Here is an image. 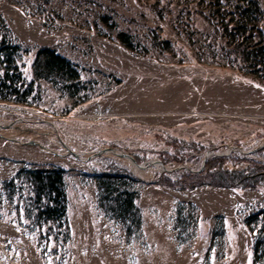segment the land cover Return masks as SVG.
<instances>
[{
	"label": "rangeland",
	"instance_id": "1",
	"mask_svg": "<svg viewBox=\"0 0 264 264\" xmlns=\"http://www.w3.org/2000/svg\"><path fill=\"white\" fill-rule=\"evenodd\" d=\"M260 15L264 0H0V264H264ZM41 49L76 73L36 77Z\"/></svg>",
	"mask_w": 264,
	"mask_h": 264
},
{
	"label": "trees",
	"instance_id": "2",
	"mask_svg": "<svg viewBox=\"0 0 264 264\" xmlns=\"http://www.w3.org/2000/svg\"><path fill=\"white\" fill-rule=\"evenodd\" d=\"M256 6V5H255ZM258 10V7L256 6V11ZM247 18V17H246ZM253 29H256L258 32L260 31L261 34H264V16L260 15V17L257 19L256 24L254 23L252 25ZM15 50L18 49V46L14 47ZM2 49H0V58L3 56V53H1ZM264 61V60H263ZM61 69L64 70L66 72H70V73H76V71L74 70L73 66L64 58L60 57L59 55H57L54 51L49 50V49H41L36 53V58H35V62H34V73L36 77H40V76H44L47 77V75L45 74L46 71L51 70V69ZM3 80L0 81V85L2 84ZM1 98V97H0ZM209 162H206V170L209 168L208 166ZM230 174H227L226 177H229ZM199 177H201V174L199 173H189V174H185L183 180L185 182H189V183H195ZM250 177H244L242 179V177L237 178V182H239V184H244L242 185V187H250L252 185H248L247 182H244V180H250ZM242 182V183H241ZM244 182V183H243ZM221 186H227L225 185V183H220ZM49 186H52V183L49 182ZM228 186L233 187L234 185L232 184H228ZM61 195V197L63 196L64 199V194L61 190H59L58 188L54 187V190H52V192L55 195H58L59 193ZM254 251L257 250L256 246H257V242L254 241Z\"/></svg>",
	"mask_w": 264,
	"mask_h": 264
},
{
	"label": "water",
	"instance_id": "3",
	"mask_svg": "<svg viewBox=\"0 0 264 264\" xmlns=\"http://www.w3.org/2000/svg\"><path fill=\"white\" fill-rule=\"evenodd\" d=\"M104 152H111V153H113V154H115V155H118V156H120V157H125V158L128 159L131 163L135 164L138 168H143V167H144L143 164H136V163L134 162V160H133L130 156H128L126 153H124V152H116V151L111 150V149H104V150L99 151L97 154H101V153H104ZM70 153H71L73 156H76V153L71 152V151H70ZM156 163H159V162L156 161Z\"/></svg>",
	"mask_w": 264,
	"mask_h": 264
}]
</instances>
